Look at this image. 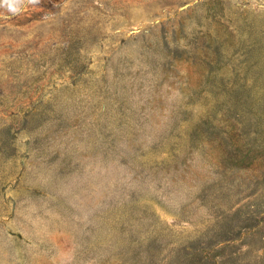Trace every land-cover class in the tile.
Segmentation results:
<instances>
[{"label": "rangeland", "instance_id": "rangeland-1", "mask_svg": "<svg viewBox=\"0 0 264 264\" xmlns=\"http://www.w3.org/2000/svg\"><path fill=\"white\" fill-rule=\"evenodd\" d=\"M0 6V264H264V0Z\"/></svg>", "mask_w": 264, "mask_h": 264}, {"label": "clouds", "instance_id": "clouds-1", "mask_svg": "<svg viewBox=\"0 0 264 264\" xmlns=\"http://www.w3.org/2000/svg\"><path fill=\"white\" fill-rule=\"evenodd\" d=\"M24 0H0V6H6L9 13L18 15L21 11V5Z\"/></svg>", "mask_w": 264, "mask_h": 264}]
</instances>
